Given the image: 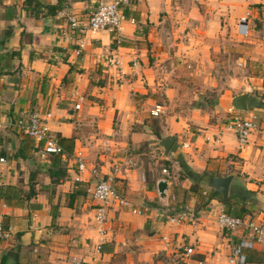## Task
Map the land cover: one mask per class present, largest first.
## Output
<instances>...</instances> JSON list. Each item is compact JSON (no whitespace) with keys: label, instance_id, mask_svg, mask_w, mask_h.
<instances>
[{"label":"crops","instance_id":"0c3cea01","mask_svg":"<svg viewBox=\"0 0 264 264\" xmlns=\"http://www.w3.org/2000/svg\"><path fill=\"white\" fill-rule=\"evenodd\" d=\"M25 1L0 0V186L34 194L22 206L0 199L9 230L0 242V264L4 256V264H172L186 246L206 264H226L228 239L245 234L220 230L214 213L224 206L218 199L198 208L200 198L189 190L193 180L181 166L208 173L200 183L206 192L209 177L232 174L231 187L241 175V185L254 193L245 217L264 220V132H253L238 149L226 128L232 114L218 108L221 103L210 111L188 109L181 96L199 91L201 78L211 80L206 62L230 29L250 46L239 63L250 66L247 111L264 115V0H132L124 11L135 21L124 22L120 42L108 30L88 31L79 53L59 12L83 18L100 0H32L61 3L54 15L40 7L38 16ZM111 53L119 66L106 65ZM185 63L189 72L180 71ZM156 105L165 107L160 116L151 114ZM22 112L50 113V132L74 139L64 176L52 179L50 156L42 157L37 143L14 126ZM166 135L176 139L165 155L159 142ZM78 154L101 176H115L117 191L132 204L148 208L143 214L110 211L98 256L95 202L86 192L96 178L78 171ZM165 179L161 197L157 185ZM179 214L184 217L176 222ZM252 249L264 251V244Z\"/></svg>","mask_w":264,"mask_h":264},{"label":"built area","instance_id":"2783aa9c","mask_svg":"<svg viewBox=\"0 0 264 264\" xmlns=\"http://www.w3.org/2000/svg\"><path fill=\"white\" fill-rule=\"evenodd\" d=\"M132 0H100L93 10L86 17H79L76 13L69 9H61L59 14L65 18L68 23L69 31L67 34L75 39L78 44L76 53L83 48V37L88 31L108 30L115 34L116 41L120 42L122 37V29L125 21L130 20L134 23V19L125 14V7L131 4ZM244 19L242 18V21ZM239 32L246 33L245 24L240 25ZM106 65L119 66L120 60L117 53H111L106 57ZM190 67V65L188 66ZM122 74V73H121ZM79 107V105H76ZM165 111L163 105H156L151 111L154 116H160ZM227 112L232 114L228 120L226 128L233 131L237 139L238 149H242L248 143L250 134L256 131L264 132V115H259L252 111L236 110L231 103L227 107ZM48 117L50 113L39 114L36 112H22L15 119L14 126L17 130L33 139L38 145V151L42 157L50 154H60L63 160L67 158L62 146L59 144L57 137L50 132L48 126ZM3 125L0 122V130ZM79 172L88 171L96 180L89 184L86 188L87 194L95 202V211L93 214V224L96 232V242L94 245V254L100 255L102 245L108 236V228L106 226L108 213L121 208H128L136 214L146 213L147 206L136 207L116 188L115 176L100 175V169L95 166H88L81 155L74 157ZM0 161L4 158L0 157ZM162 174L168 176L169 172L164 167ZM166 180V179H165ZM205 194L206 191H203ZM184 216L179 214L178 218H174L176 222ZM215 221L220 230L233 234L241 230L245 237L235 242L229 238V254L226 264H246L245 250L252 249L256 244H264V220L256 221L254 219L239 217L226 213L224 207H220L214 213ZM9 236V230L4 226V218L0 215V242ZM166 239V237H163ZM193 246H186L181 252H178L172 264H206L205 259L196 258ZM73 261L81 263V259L73 257Z\"/></svg>","mask_w":264,"mask_h":264},{"label":"trees","instance_id":"16d2710c","mask_svg":"<svg viewBox=\"0 0 264 264\" xmlns=\"http://www.w3.org/2000/svg\"><path fill=\"white\" fill-rule=\"evenodd\" d=\"M40 7L46 9L44 14L54 15L61 9V3L57 2L54 5L51 4H36L32 3V0L25 1V8L28 10H35L33 13L34 15L38 16ZM250 107H253V104L250 103ZM157 133V130H155ZM59 144L62 146L65 154L67 156L71 155L73 152L74 146V139L72 137H63V136H56ZM21 151H18L16 154H20ZM50 161H51V168L49 169L48 173L50 177L53 179L54 175L57 176H64V166L65 162L60 154H50ZM182 170L186 177L193 180V184L190 186L189 190L194 192L199 196V204L198 208L206 207L211 199H218L224 206V210L226 213L244 217L248 212V207L254 200V193L244 186L238 181V179L234 180L229 191V195L227 199H223L221 195L217 194L214 189H210L209 192L203 193V189L200 185L202 181L205 180V177L208 176V173L202 172L197 173L193 171L189 166L186 164H182ZM34 194L33 190L30 189L26 194L23 192L22 188L13 186V185H5L0 186V199L7 205V206H22L25 200L30 199V197ZM55 206H52V219L55 218V212L53 211ZM4 226L8 228V225L5 223ZM9 253V252H8ZM14 257L17 256V253H10ZM246 256V263H264V251H257L254 249H246L245 250ZM5 256L1 258V262L4 264Z\"/></svg>","mask_w":264,"mask_h":264},{"label":"rangeland","instance_id":"374dc122","mask_svg":"<svg viewBox=\"0 0 264 264\" xmlns=\"http://www.w3.org/2000/svg\"><path fill=\"white\" fill-rule=\"evenodd\" d=\"M236 35L237 33L228 29L225 35L226 40H222L220 47L210 54L211 61L206 62V66L210 71L211 80L206 82L201 78L202 86L199 91L191 93L192 90H187L182 93L184 108L200 107L202 110L210 111L215 110L214 106L221 103L218 108L227 112L228 104L231 102L230 95L233 93V97L236 92L240 94L248 87L249 84L246 81H248L247 74L250 72L249 61L245 65L246 68L239 63L241 55L248 54L250 46L246 37L238 38ZM180 71L189 72L190 68L185 63L181 65ZM259 71L264 73L263 65L260 66ZM252 94L257 95L253 91ZM242 179L243 177L239 175L238 181L242 182Z\"/></svg>","mask_w":264,"mask_h":264},{"label":"water","instance_id":"95a60500","mask_svg":"<svg viewBox=\"0 0 264 264\" xmlns=\"http://www.w3.org/2000/svg\"><path fill=\"white\" fill-rule=\"evenodd\" d=\"M248 93L244 92L241 94H236L231 98V105L240 111H247L248 104H247ZM175 135H166L163 136L159 142L160 146L163 148L164 154L166 155L173 142L175 141ZM233 175H225V176H216V177H209L208 185L210 188L214 189L215 192L225 200L229 195L230 183L232 181ZM158 192L161 197L165 196V190L167 189V182L166 180H160L158 182Z\"/></svg>","mask_w":264,"mask_h":264}]
</instances>
